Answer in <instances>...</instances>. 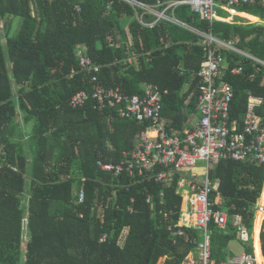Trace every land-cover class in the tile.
<instances>
[{
  "label": "trees",
  "instance_id": "trees-1",
  "mask_svg": "<svg viewBox=\"0 0 264 264\" xmlns=\"http://www.w3.org/2000/svg\"><path fill=\"white\" fill-rule=\"evenodd\" d=\"M238 10L262 21L210 23L187 5L173 13L261 61L219 49L222 79L233 93L230 119L242 120L253 96L261 100L255 112L264 123V9ZM141 13L122 0H0V264H158L161 258L162 264H183L195 253L197 231L179 223L185 213L194 225V215L186 214L188 193L178 187L180 173L163 185L148 177L115 178L97 166L98 160L119 162L145 138L150 122L122 118L114 104L94 107L90 97L82 107L69 105L75 93L92 88L91 75L78 64L81 47L99 65L104 86L128 95L156 86L166 131L184 135L197 114L202 37L163 20L143 25ZM236 65L241 72L231 73ZM208 176L218 182L209 196L212 208L228 216L224 229L213 219L209 224L212 258H233V240L261 257L254 245L261 214L255 225L254 218L257 201L264 208V165L224 158L210 163ZM234 215L249 236L254 233L253 246L252 239H240ZM178 230L181 235L174 234ZM261 248L264 255L263 234Z\"/></svg>",
  "mask_w": 264,
  "mask_h": 264
},
{
  "label": "built area",
  "instance_id": "built-area-1",
  "mask_svg": "<svg viewBox=\"0 0 264 264\" xmlns=\"http://www.w3.org/2000/svg\"><path fill=\"white\" fill-rule=\"evenodd\" d=\"M122 1L142 10L138 18L143 25L151 26L156 21L163 20L182 26L202 37L205 54L197 72L200 85L198 119L191 128L186 129L184 135L167 132L161 116V93L156 86L144 85V95H128L119 87L104 86L98 78L99 65L85 54L83 48L78 47L76 54L79 67L91 75L92 88L90 92L81 90L75 93L70 98V107H82L90 97L94 107L105 108L114 104L118 106L120 117L150 122L145 138L138 141L131 151L122 152L119 162L98 160L97 166L115 178L125 175L130 181H138L142 177H148L163 185L172 180L174 173H180L182 178L178 187L188 193L187 212L194 215V225L187 221L180 224L192 227L198 233L193 239L196 245L193 254H196V257L189 258L188 255L185 261L191 264H257L254 247L253 253L243 251L227 261L218 262L212 258L209 224L213 219L216 226L224 229L228 216L225 211H214L212 208L209 196L217 189L218 182L210 183L208 172L210 163L224 158L240 162L252 160L264 165V123L255 112V107L261 100L250 96L242 120L230 119L233 93L231 86L222 79L225 58L219 49L226 48L251 60L261 61L238 50L231 42L224 43L210 33L201 32L183 23L174 16L173 11L176 6L187 5L193 13L210 23L232 22L237 16L238 7L259 5L264 9V0H156L153 4L143 0ZM143 14L152 15L154 20L144 22L141 19ZM241 70V66L236 65L231 69V73L238 74ZM197 161H204L206 165L200 171V175L204 176L201 180L198 179L199 173L193 170ZM77 199L79 202L84 200L83 188L78 190ZM147 201L150 202L151 197H148ZM257 208L264 211L261 206ZM129 210H132L130 206ZM263 221L264 218L259 233L260 244L261 234L264 235ZM233 223L240 239L249 242L252 235L249 236L241 223L240 215L233 216ZM174 234L181 235L182 231L178 230ZM104 238L105 235L102 240Z\"/></svg>",
  "mask_w": 264,
  "mask_h": 264
},
{
  "label": "rangeland",
  "instance_id": "rangeland-1",
  "mask_svg": "<svg viewBox=\"0 0 264 264\" xmlns=\"http://www.w3.org/2000/svg\"><path fill=\"white\" fill-rule=\"evenodd\" d=\"M238 17H240V18H244V19H247L248 21H250V22H261L262 20H261V18L259 17V16H254V15H249V13H247V14H245V13H242V12H238V14H236ZM133 19V17L132 16H130V17H123L122 18V21H130V20H132ZM253 19V20H255V19H258V20H256V21H251V20ZM243 21H246V20H243ZM19 27H20V19H15V26H14V29H15V31L17 32L18 31V29H19ZM16 32L15 33H13V34H16ZM3 40H5V38H3ZM29 157L31 158V155H29ZM196 166V168H194L193 170H198V172L199 171H202L204 168H205V162L204 161H197L196 162V164H195ZM198 177L199 178H203L204 176H202V175H198ZM29 181L27 180V188L29 189ZM259 200V199H258ZM182 202H183V195H182ZM181 206H182V204H181ZM256 206L257 207H260L259 206V201H257V203H256ZM262 207V206H261ZM258 212H262V214H263V218H264V211H260L259 209L256 211V213H255V217H256V215H257V213ZM182 213V212H181ZM182 216V215H181ZM263 220V219H262ZM262 220L260 221V224H259V229H258V238H259V244H260V237H259V231H260V226H261V222H262ZM185 221V220H184ZM254 221H255V218H254ZM179 223H183V220L180 218L179 219ZM191 225V224H190ZM252 235H253V232H252ZM24 238H25V233H24ZM232 242H236L235 240H233ZM23 243H25V241L23 242ZM255 245V244H254ZM23 249H24V246H23ZM260 249H261V255H262V258L264 257L263 256V253H262V248H261V244H260ZM241 252V251H240ZM240 252L238 253V254H240ZM163 260H164V258H161L160 260H159V262H158V264H162V262H163ZM262 261H263V259H262ZM258 264L260 263L261 264V260H259L258 262H257ZM183 264H185V262L183 263Z\"/></svg>",
  "mask_w": 264,
  "mask_h": 264
},
{
  "label": "crops",
  "instance_id": "crops-1",
  "mask_svg": "<svg viewBox=\"0 0 264 264\" xmlns=\"http://www.w3.org/2000/svg\"><path fill=\"white\" fill-rule=\"evenodd\" d=\"M250 6H259V5H250ZM238 12H240L239 10H238ZM242 13H245V12H242ZM245 14H247V13H245ZM250 15V14H249ZM236 17H238V16H236ZM235 17V18H236ZM235 20V19H234ZM233 22V21H232ZM231 23V22H230ZM221 41V40H220ZM223 42V41H222ZM231 42V41H230ZM224 43H226V42H224ZM227 43H229V42H227ZM232 43V42H231ZM226 49V48H225ZM238 49V48H237ZM238 50H240V49H238ZM240 51H243V50H240ZM243 52H245V51H243ZM247 53V52H246ZM250 55V54H249ZM252 56V55H251ZM225 58V57H224ZM257 59V58H256ZM224 63H225V61H224ZM224 63H223V69L225 68V65H224ZM197 119H198V110H197V114H195L190 120H189V128H191L192 127V125L197 121ZM164 120V124H165V119H163ZM188 128V129H189ZM197 172H198V170H196ZM186 173H191L190 171H186ZM199 174H200V171L198 172ZM198 179L199 180H201V178H199L198 177ZM188 185H189V182H187L186 183V186L188 187ZM186 214H188V213H186ZM257 214H261V219L259 220V224H260V221L263 219V214H262V212H258ZM185 216V213H182V216H181V219L183 220V222H186V221H188L187 219H186V217H184ZM257 216L258 215H256V217H255V221H254V225L256 224V218H257ZM185 220V221H184ZM262 223V222H261ZM254 225H253V228H254ZM253 235H254V233H253ZM253 235H252V237H253ZM260 237V236H259ZM236 242H232V241H230L229 242V245H228V247H229V250L234 254V255H238V253L240 252V253H242L243 251H245L244 250V246L241 244V242L239 241V240H235ZM252 243H253V239H252ZM252 246H253V244H252ZM255 246L256 247H258V248H260V244H259V238H258V233H257V243H255ZM260 252H261V249H260ZM262 256V255H261ZM189 258H195L196 257V254H193V253H191V254H189V256H188ZM185 264H191L190 262H187V261H185Z\"/></svg>",
  "mask_w": 264,
  "mask_h": 264
},
{
  "label": "bare ground",
  "instance_id": "bare-ground-1",
  "mask_svg": "<svg viewBox=\"0 0 264 264\" xmlns=\"http://www.w3.org/2000/svg\"><path fill=\"white\" fill-rule=\"evenodd\" d=\"M261 227V226H260ZM260 232V231H259ZM262 256L261 257H259V258H256V262H258L259 260H261V264H263V261H262ZM258 264V263H257Z\"/></svg>",
  "mask_w": 264,
  "mask_h": 264
}]
</instances>
